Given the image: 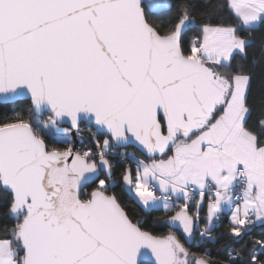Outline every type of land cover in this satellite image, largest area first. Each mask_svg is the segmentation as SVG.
<instances>
[{
	"label": "snow or ice",
	"instance_id": "snow-or-ice-1",
	"mask_svg": "<svg viewBox=\"0 0 264 264\" xmlns=\"http://www.w3.org/2000/svg\"><path fill=\"white\" fill-rule=\"evenodd\" d=\"M16 101L0 264H213L185 246L205 200L199 238L224 240L222 264H264V0H0V103ZM81 123L95 131L77 148ZM130 143L144 158L118 153L114 179Z\"/></svg>",
	"mask_w": 264,
	"mask_h": 264
},
{
	"label": "trees",
	"instance_id": "trees-1",
	"mask_svg": "<svg viewBox=\"0 0 264 264\" xmlns=\"http://www.w3.org/2000/svg\"><path fill=\"white\" fill-rule=\"evenodd\" d=\"M153 19L155 17H152ZM227 19V17H225ZM192 33H189L191 35ZM261 81V76L259 74V70H257V76L254 79L253 82V91L255 92L257 89V86L259 85ZM251 99V98H250ZM27 101H16V102H6V103H0V118H3L4 116H10L14 113V111H18L20 108L26 106ZM46 116L40 117L41 120L45 119ZM255 118V113L253 115V119ZM81 136L77 137L75 134L72 136V139L74 141V145L77 148H81L85 145H88L90 143V137L92 135V132L95 131V127H92V132L88 130V126L85 123H81ZM81 139L83 140V144H81ZM102 139V137H101ZM49 146L50 147H66V145H60L56 144L53 140H49ZM136 153L141 158H144L143 155L134 148H128ZM125 150L124 148H118L115 149L116 155L113 156V162H114V170H113V178L119 180L120 172L124 166H126V161L122 160L118 153L123 152ZM134 168V165H133ZM122 183V181L120 182ZM95 185L91 182L86 185L87 191H90L92 187ZM114 191L118 195V197L121 199V202L124 203L129 209L134 210V215L137 217L143 218L146 215V212L142 210L140 206H138L135 203L134 196L132 193H127L124 190L121 189V187L118 185ZM130 197H132L130 199ZM182 202V201H180ZM207 208V200H205V206H204V212H202V219L198 225V229L196 233L194 234V239L191 242H186L185 246L189 248L190 253H194L196 256L201 255H207V257L213 261V264H222V262L227 258V248H222L221 245L224 244L223 239H219L216 241L212 240H204L201 241L199 238V228H202L205 223V213ZM5 209L3 206H0V224L3 223H11L10 221H7L6 218L2 215L3 211ZM163 215V210L152 212L151 215L148 217V224L145 225L146 229L151 231L154 235H166L169 231V229L165 226H162V224H154L152 221ZM228 223V219L226 215L221 216L220 220L217 222V226L214 230V234L217 236H220L221 234H224L226 232V226ZM262 231H264V227L257 226L253 230V235H259ZM176 234L179 238H181L182 242H185L187 240L186 237L183 236L182 231H177ZM247 239V237H246ZM235 247H239L238 244L234 245Z\"/></svg>",
	"mask_w": 264,
	"mask_h": 264
},
{
	"label": "water",
	"instance_id": "water-1",
	"mask_svg": "<svg viewBox=\"0 0 264 264\" xmlns=\"http://www.w3.org/2000/svg\"><path fill=\"white\" fill-rule=\"evenodd\" d=\"M61 127L70 128V124L69 123H65V124H62ZM74 134H75V131L73 130L72 136H74ZM125 147H130V148H134V149L138 150V146H136L134 143H130V144L124 145V146H122L120 148H125ZM124 191L127 192V193H130L127 190H124ZM143 259H145V260L150 259V254H149L148 257H144Z\"/></svg>",
	"mask_w": 264,
	"mask_h": 264
},
{
	"label": "rangeland",
	"instance_id": "rangeland-1",
	"mask_svg": "<svg viewBox=\"0 0 264 264\" xmlns=\"http://www.w3.org/2000/svg\"><path fill=\"white\" fill-rule=\"evenodd\" d=\"M129 147H125L124 149L125 150H123V152H133L132 150H130V149H128ZM137 157L138 158H140V159H143V158H141V157H139L138 155H137ZM135 167V166H134Z\"/></svg>",
	"mask_w": 264,
	"mask_h": 264
},
{
	"label": "crops",
	"instance_id": "crops-1",
	"mask_svg": "<svg viewBox=\"0 0 264 264\" xmlns=\"http://www.w3.org/2000/svg\"><path fill=\"white\" fill-rule=\"evenodd\" d=\"M132 195L134 196V194L132 193Z\"/></svg>",
	"mask_w": 264,
	"mask_h": 264
},
{
	"label": "flooded vegetation",
	"instance_id": "flooded-vegetation-1",
	"mask_svg": "<svg viewBox=\"0 0 264 264\" xmlns=\"http://www.w3.org/2000/svg\"><path fill=\"white\" fill-rule=\"evenodd\" d=\"M61 128H65V127H61Z\"/></svg>",
	"mask_w": 264,
	"mask_h": 264
},
{
	"label": "built area",
	"instance_id": "built-area-1",
	"mask_svg": "<svg viewBox=\"0 0 264 264\" xmlns=\"http://www.w3.org/2000/svg\"><path fill=\"white\" fill-rule=\"evenodd\" d=\"M159 195V193H157Z\"/></svg>",
	"mask_w": 264,
	"mask_h": 264
}]
</instances>
